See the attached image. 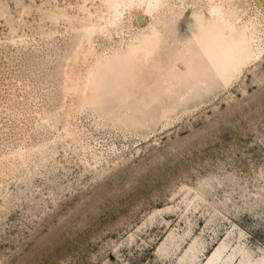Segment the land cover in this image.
<instances>
[{"label": "rangeland", "instance_id": "1", "mask_svg": "<svg viewBox=\"0 0 264 264\" xmlns=\"http://www.w3.org/2000/svg\"><path fill=\"white\" fill-rule=\"evenodd\" d=\"M154 2L0 0V264H264V0ZM216 9L230 76L106 102L109 63Z\"/></svg>", "mask_w": 264, "mask_h": 264}, {"label": "bare ground", "instance_id": "2", "mask_svg": "<svg viewBox=\"0 0 264 264\" xmlns=\"http://www.w3.org/2000/svg\"><path fill=\"white\" fill-rule=\"evenodd\" d=\"M153 4L157 6L159 0ZM186 23L191 35H181L180 23L176 22L153 31L140 47L109 63L107 80L99 81L100 94L108 104L148 113L162 96L206 88L226 79L248 58L249 42L235 37L229 20L219 9L208 16L193 15ZM140 57L149 68L144 81L135 69ZM221 250L222 246L214 257Z\"/></svg>", "mask_w": 264, "mask_h": 264}, {"label": "water", "instance_id": "3", "mask_svg": "<svg viewBox=\"0 0 264 264\" xmlns=\"http://www.w3.org/2000/svg\"><path fill=\"white\" fill-rule=\"evenodd\" d=\"M140 22L144 23V19L142 17H140Z\"/></svg>", "mask_w": 264, "mask_h": 264}]
</instances>
